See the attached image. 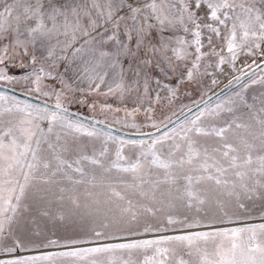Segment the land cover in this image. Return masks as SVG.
I'll use <instances>...</instances> for the list:
<instances>
[{"label": "rangeland", "instance_id": "rangeland-1", "mask_svg": "<svg viewBox=\"0 0 264 264\" xmlns=\"http://www.w3.org/2000/svg\"><path fill=\"white\" fill-rule=\"evenodd\" d=\"M36 2L0 0V23L7 29L0 33V58L4 59L0 71L14 78L0 79V83L54 103L56 93H61L63 106L126 130L157 129L264 61V39H260L259 31V24L264 23V0H229L235 8L223 9L219 13L221 19H224L225 12L230 17L224 25L209 21L208 9L202 5L197 10L195 0H41L45 13L55 7L64 15L57 17L53 29L46 14L44 22L53 30L47 35L34 34L33 41L28 28L35 25L36 18L26 19L30 14L26 10L34 8ZM153 4L155 10L150 6ZM241 4L254 6L251 19ZM184 7L188 12L182 11ZM193 11L200 29L188 19V13ZM258 14L262 16L261 20H256ZM207 23L218 27L220 35L205 28ZM241 23L249 26V39L244 43H241V37L245 29L241 28ZM234 26L237 55L233 61L227 50V40ZM198 30L201 33L199 46L194 43V33ZM252 32L256 37H252ZM17 37L25 41L27 54L16 47ZM174 49L179 50V58ZM34 72L41 75L39 92L30 91L35 87ZM0 95L8 98L0 100V128L17 125L25 114L13 105L19 102L23 107L31 103L7 93L0 92ZM218 105L221 107L217 108ZM261 109H264V69L168 131L171 139L158 143L156 150L162 159L179 161L184 158L182 166L174 163L167 170L176 177L175 183L168 182L165 169L150 163L153 159L150 154L140 158L141 167L135 173L112 167L113 162L122 166L134 162L154 138L135 140L144 141L143 149L125 144L122 152L125 159L117 161L116 150L120 141L133 140L83 122L86 129L95 131L96 135L75 132L58 124L52 125L49 132V121L28 117L32 119V129L36 132L33 141L40 140L38 148L33 143L37 151V160L33 162L36 167L21 170L15 166V157L10 150H4L8 158L0 160V185L5 189L15 187L17 192L19 184L25 185L15 213H9L12 215L11 237L0 242V262L131 240L264 224V188L255 184L257 180L264 184V176L253 174V169L259 166L257 157L264 155L258 138L261 128L258 121L264 120ZM212 111L215 114L209 115ZM200 112L205 113L200 123L206 130L216 127L226 128V131L222 137L190 134L195 141L193 147L200 155L187 163L188 143L180 138L179 133L182 128L190 127V122ZM176 144L180 145L178 150L174 147ZM224 144L236 149L229 152V157L222 155L228 150ZM248 144L256 147L249 149ZM205 149L207 163L211 166L207 172L201 167L206 159ZM249 152L253 157L251 165L230 167L231 156H237V163H241ZM85 156L98 160L99 164L81 159ZM57 157L69 163L79 159L83 174L67 168L57 171ZM45 163L49 167L45 168ZM216 167L227 171L217 173ZM238 171L246 175L237 177L235 173ZM24 172L29 175L27 182ZM209 174L219 177L221 183L216 184L214 179L197 183L194 179L192 188L204 203L193 202L189 207L184 195V177ZM8 180L12 184L4 183ZM242 184L249 189L255 188V192L245 193ZM9 195H12L10 191L4 192L5 198ZM169 216L184 222L212 224L213 227L169 226ZM147 226L177 230L144 233ZM96 232L102 236L97 237ZM13 238L20 241V246L8 252L6 249L14 246ZM52 240L58 242L57 246L49 245ZM72 240L88 242L63 246ZM220 243V240L212 239L196 240L191 245L172 241L162 246L169 249L167 259L158 255L156 246H152L75 257L55 255L35 264H144L146 257L151 264L162 259L164 264H180L181 261L184 264H218L220 256L216 252ZM255 243L264 246V233L259 230ZM227 249V241H224V250ZM248 255L246 249L243 254L238 250L237 264H245ZM252 255L258 261L259 254Z\"/></svg>", "mask_w": 264, "mask_h": 264}, {"label": "snow or ice", "instance_id": "snow-or-ice-1", "mask_svg": "<svg viewBox=\"0 0 264 264\" xmlns=\"http://www.w3.org/2000/svg\"><path fill=\"white\" fill-rule=\"evenodd\" d=\"M204 5L208 9L207 12V18L209 21H215L218 22L219 25H224L225 20L230 19L228 14L224 13V19L220 18L219 13L223 9H230L234 10L235 5L233 3H230L229 0H195V7L196 9H200L201 6ZM155 10V5H150ZM242 10L249 14V19H251V14L254 11V6L252 7H245L243 4L240 5ZM6 11H8L6 9ZM30 14L26 17V19H33L36 18V23L34 26H31L28 28V35L30 37H33V41L35 39L36 33H39L40 35H47L50 33L56 26V20L59 15H64V13L55 7L51 9L50 12L45 13L43 4L41 3V0H37L36 5L34 8L30 7L26 10ZM183 12H188V8L184 7L182 8ZM258 11V10H256ZM47 14L48 19L53 24V29H48L45 22L44 17ZM10 15V12H9ZM111 15V13H109ZM188 19L192 22V24L197 28L200 29L201 25L197 22L198 17H196V13L189 12L188 13ZM262 16L257 15L256 20H261ZM241 28H244L243 35L241 37V43H244L249 39V31L248 27L244 23H241ZM205 28H207L210 32L215 33L216 35H220L219 28L213 27L212 23H207L204 25ZM235 26L233 28V31L230 35V37L227 40V50L229 53L232 54V60L234 61L236 59V52L234 49L237 47L236 45V32H235ZM7 31L6 28H4L3 23H0V33H3ZM259 31H260V39H264V23L259 24ZM87 34V33H85ZM196 39L194 43L196 45H200V31H196L194 33ZM252 37H256V33H251ZM109 39H112V37H109ZM182 43V42H181ZM209 43H211V38L209 37ZM16 47L22 48L24 50V54H27V49L25 47V41H22L19 39V37L15 40ZM258 46V45H257ZM5 52L8 51L7 48L4 49ZM174 52H176L177 57L179 58L180 52L178 49H174ZM197 52H199V47H197ZM51 55V52L49 53ZM0 63H4V59L0 58ZM221 63H223V58H221ZM40 72H43V69L40 70ZM45 75H50V73H46ZM34 80L33 84L35 87L33 89H30V91H40V81H41V75L38 72H34ZM0 79L2 80H12L14 79L11 76L5 75L2 71H0ZM62 83H64L62 81ZM96 87L98 88L99 85L97 84ZM47 95V93H44ZM61 93H56L57 101L55 104L56 111H50L47 108L41 109L37 106H33L31 104H26L23 107H20L19 102H17L13 107L25 114V118H21L17 125L15 126H8L4 128H0V160H6L8 157L5 155L4 150H10L14 154V164L15 166L19 167L21 170L27 168V169H33L36 167V164L33 163L37 160V151L36 148L39 147L40 140L36 139L35 142L33 141V137L36 136V132L32 129V119L31 118H38L39 120H47L50 122L48 131H52V125L58 124L60 127H66L69 129H72L75 132L80 133H86L89 136L96 135L95 131H88L85 127V125L79 121H72L67 118L65 115L67 113V109L63 107L62 101H61ZM8 98L0 95V100H7ZM221 106L218 105L217 108H220ZM12 109H8V111H11ZM229 111H231L229 109ZM261 111H264V109H261ZM215 112H209V115H214ZM205 115L204 112H200L194 120H192L191 126L188 128H182L181 133H179L180 138L182 140L187 141L188 143V151H187V163H191L193 159H196L199 157L200 153L197 149L193 147V144L195 141H193L190 138V134L194 133L197 136L201 135H215L217 137H222L223 133L226 131V128H216L213 127L209 130H206L204 127L201 126V118ZM258 123L261 125L260 131H259V139L261 140V144L259 145V148L261 151H264V120L258 121ZM155 126V125H153ZM237 127H240V125H237ZM36 128H39V125H36ZM254 138H256L254 136ZM168 139H171L168 133H165L163 136L155 137L152 140V143L147 146L146 151H141L139 153V156L137 159L128 164L127 166H122L117 162H113L112 167L118 168L121 171L124 172H137V170L141 167L140 164V158L144 157L148 154H150L153 159L150 161V163L156 167L162 168L166 170V174L168 175V182L175 183L176 177L171 176L170 173L167 172V170L171 169L173 164L177 165H183L185 163L184 158L182 157L179 161H172V160H166L162 159L161 156L158 154L156 150V145L163 144ZM33 143H35L36 148L33 147ZM125 144H130L132 147H139L143 149L144 141H120L119 146L116 150V160H124L125 157L122 155L123 147ZM49 147H52V145H49ZM175 149H179L180 145L176 144ZM223 147L225 149H228L227 151H223L222 155L223 157H229V152H235L236 149L232 147L230 144H224ZM247 147L249 149H254L256 145L254 144H248ZM103 155V153H102ZM29 157H31V160H29ZM205 161L201 165L203 170L205 172L208 171V168L211 167L207 163V149H205ZM57 171H61L64 168L71 169L77 173L83 174V169L79 167L80 160H76L72 163H69L68 161L61 159L60 157H57ZM83 160H88L89 162L93 164H99L98 160L92 159L90 157H82ZM238 157L233 155L230 158V167L237 168V167H245L248 165H251L253 163V157L251 155V152L242 160L241 163H237ZM258 160V167L253 169V174L259 173L260 175L264 176V155H261L257 157ZM73 164L77 165L76 167H73ZM12 166L10 165L9 168ZM44 167H49L48 163L44 164ZM215 171L217 173H223L227 171V169L216 167ZM55 175V172L53 173ZM235 175L237 177L243 178L246 173L244 172H236ZM71 179V177H68ZM24 179L27 182L29 179V175L27 172H24ZM195 179V182H199L204 179L208 180H215L216 184H220L221 180L219 177H214L213 175L209 174L207 176H197L193 177L191 175H187L184 177V180L186 181L185 185V191L184 195L188 199V206L191 207L192 203H198L202 204L204 201L199 197L196 191L193 190L192 185L193 181ZM79 183V181H76ZM5 184H12L11 180L5 181ZM227 183V181H225ZM255 184L259 185L261 188H264V184H261L259 180L255 181ZM19 190L17 192V189L15 187L11 189H5L2 185H0V201L3 203L0 204V242H3L6 238L11 237V231L9 228V225L12 221V215L9 213H15L16 206L18 202L21 199V196H23L25 191V185L19 184ZM242 188H244L245 193L252 191L255 192V188L249 189L247 185L242 184ZM5 191H10L12 195H9L7 198L4 196ZM116 196H119V193H115ZM15 201V203L13 202ZM243 207V205H240ZM125 211H128L127 209ZM148 211H151V209H148ZM135 218V214H133V219ZM223 222V221H221ZM228 222H232L229 220ZM176 224H182L183 228H197V227H207L212 228V224H201L199 221H192V222H184L179 221L176 218L169 216L167 219V225L172 226ZM177 229L171 228V227H164L161 226L160 228L153 229L151 226H147L144 229V233H150V232H160V231H176ZM259 230V232L264 233V224H254V225H247L244 227H233V228H216L212 231H205V232H194V233H188L185 235H178V236H160L156 239H142V240H131L125 243H116V244H107L102 245L99 247H93V248H87V249H77L72 251H65V252H59V253H53L51 255H42V256H33V257H27L23 259H15V260H9V261H3L0 262V264H35L36 261H42V260H49L52 258V256L59 255V256H83L85 254L89 253H103V252H109L114 250H134V249H147L152 246L155 247V252L162 256L164 259H167L166 253L169 252V249L166 247H162L165 244H168L172 241H180V242H187L188 245H191L196 240H220L221 243L217 246V252L216 255L220 256V260L218 261V264H237L236 261V253L238 250L241 251L243 254L244 249H246L247 253L249 254L247 257V261L245 264H264V246H261L260 244L255 243L256 240V233ZM135 235L136 233H132ZM95 235L97 237L102 236V233L96 232ZM108 239H116V237H107ZM224 241H227L228 249L227 251L224 250ZM88 241H68L66 242L65 247H67L69 244H76V243H87ZM49 245L57 246V241L52 240L48 242ZM13 247H8L6 251L12 252L15 251L17 247L20 246V241L18 239L13 238ZM243 245V247H242ZM47 246V245H46ZM258 253L259 259L257 261V258L252 255ZM164 259L157 262V264H164ZM144 264H151V261L149 258H145ZM180 264H184L183 261L180 262Z\"/></svg>", "mask_w": 264, "mask_h": 264}, {"label": "water", "instance_id": "water-1", "mask_svg": "<svg viewBox=\"0 0 264 264\" xmlns=\"http://www.w3.org/2000/svg\"><path fill=\"white\" fill-rule=\"evenodd\" d=\"M262 69H264V61L260 62L259 64L255 65L253 68L247 70L246 72L239 75L235 80L232 82L224 85L219 90L205 98L204 100L200 101L199 103L195 104L188 110L182 112L180 115H178L176 118L172 119L168 123L164 124L163 126L148 130V131H131L126 130L123 128H120L118 126L112 125L108 122L96 119L94 117L88 116L86 114H83L81 112H78L76 110L67 108L66 116L73 118L75 120H78L80 122L95 126L99 129H102L104 131L110 132L116 136H120L129 140H144V139H152L155 137H159L174 127L178 126L180 123L185 121L186 119L190 118L191 116L195 115L199 111H201L206 106L210 105L217 99L223 97L225 94L230 92L231 90L241 86L246 81L251 79L253 76H255L257 73H259ZM0 92L10 94L12 96L18 97L24 101H27L33 105L40 106L43 108H47L50 111H56L54 102H51L49 100L43 99L41 97L32 95L30 93H27L25 91L18 90L17 88L5 84L0 83Z\"/></svg>", "mask_w": 264, "mask_h": 264}, {"label": "trees", "instance_id": "trees-1", "mask_svg": "<svg viewBox=\"0 0 264 264\" xmlns=\"http://www.w3.org/2000/svg\"><path fill=\"white\" fill-rule=\"evenodd\" d=\"M79 112V111H78ZM82 113V112H81ZM83 114H86V113H83ZM87 115V114H86ZM89 116V115H88Z\"/></svg>", "mask_w": 264, "mask_h": 264}, {"label": "bare ground", "instance_id": "bare-ground-1", "mask_svg": "<svg viewBox=\"0 0 264 264\" xmlns=\"http://www.w3.org/2000/svg\"><path fill=\"white\" fill-rule=\"evenodd\" d=\"M13 87H15V86H13ZM16 88V87H15Z\"/></svg>", "mask_w": 264, "mask_h": 264}]
</instances>
